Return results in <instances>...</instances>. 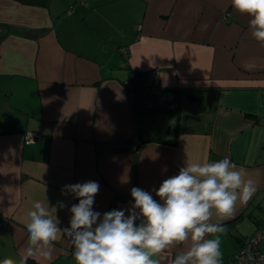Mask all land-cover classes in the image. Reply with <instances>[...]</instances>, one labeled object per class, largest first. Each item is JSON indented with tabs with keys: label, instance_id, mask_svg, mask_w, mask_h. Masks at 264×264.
Here are the masks:
<instances>
[{
	"label": "crops",
	"instance_id": "obj_1",
	"mask_svg": "<svg viewBox=\"0 0 264 264\" xmlns=\"http://www.w3.org/2000/svg\"><path fill=\"white\" fill-rule=\"evenodd\" d=\"M249 19L231 0H0V261L19 264L36 201L70 227L64 185L98 182L103 214L130 208L132 187L159 201L184 162L228 156L258 187L219 234L225 263L264 222V47ZM161 90L181 108L170 141ZM73 250L61 235L50 262H32L75 264Z\"/></svg>",
	"mask_w": 264,
	"mask_h": 264
},
{
	"label": "clouds",
	"instance_id": "obj_2",
	"mask_svg": "<svg viewBox=\"0 0 264 264\" xmlns=\"http://www.w3.org/2000/svg\"><path fill=\"white\" fill-rule=\"evenodd\" d=\"M231 5L250 17L252 37L264 47V0H231ZM243 66L249 71L255 68ZM257 187L248 170L228 156L215 162H184L177 174L152 190L159 201L151 191L132 187L130 208L103 214L93 210L98 182L67 184L61 194L78 199L69 209L70 227H59L49 204L34 202L24 224L27 243L19 264L30 259L50 262L61 235L73 246L75 264H161L167 259L162 253L181 244H187V250L179 252L172 264H221L219 234L226 232L224 223L233 218L238 203H248ZM58 206L66 207L64 202ZM0 264L13 261L4 259Z\"/></svg>",
	"mask_w": 264,
	"mask_h": 264
},
{
	"label": "built area",
	"instance_id": "obj_3",
	"mask_svg": "<svg viewBox=\"0 0 264 264\" xmlns=\"http://www.w3.org/2000/svg\"><path fill=\"white\" fill-rule=\"evenodd\" d=\"M153 75L158 76L157 70H153ZM135 83V82H134ZM128 86H133L130 80ZM133 89V87H131ZM151 106V103L148 104ZM29 142H33L36 137V132L27 131L25 133ZM264 238V222L260 224L257 230L243 240L242 246L223 264H264V251L260 249L259 243Z\"/></svg>",
	"mask_w": 264,
	"mask_h": 264
},
{
	"label": "water",
	"instance_id": "obj_4",
	"mask_svg": "<svg viewBox=\"0 0 264 264\" xmlns=\"http://www.w3.org/2000/svg\"><path fill=\"white\" fill-rule=\"evenodd\" d=\"M174 96H175V94L172 91H167V92L161 94V100H163L164 102H170L171 103V104L167 105V107L169 109L173 108L175 106V103L173 102ZM150 97L152 98V94H150ZM187 98L191 102H196V101L200 100V96L193 94V93H188ZM156 99L157 100H155V104H158V97H156ZM201 99H202V97H201ZM205 107L206 106L204 104H202V102H200V103L198 102V104H197L198 113L204 112ZM175 123H176V116L171 115L166 128L164 129V131L161 134L162 139H164L165 141H170L173 138Z\"/></svg>",
	"mask_w": 264,
	"mask_h": 264
},
{
	"label": "trees",
	"instance_id": "obj_5",
	"mask_svg": "<svg viewBox=\"0 0 264 264\" xmlns=\"http://www.w3.org/2000/svg\"><path fill=\"white\" fill-rule=\"evenodd\" d=\"M137 86V85H136ZM161 92H165L164 90H161ZM154 94V93H153ZM180 110H181V108H180V104L179 103H177V104H175V106L173 107V108H170L169 109V111L173 114V115H177V116H179V114H180ZM28 264H33V262H32V260L30 259L29 261H28Z\"/></svg>",
	"mask_w": 264,
	"mask_h": 264
},
{
	"label": "rangeland",
	"instance_id": "obj_6",
	"mask_svg": "<svg viewBox=\"0 0 264 264\" xmlns=\"http://www.w3.org/2000/svg\"><path fill=\"white\" fill-rule=\"evenodd\" d=\"M200 99H201V98H200ZM201 100H203V99H201ZM193 103H195V110H196V112H198V109H197L198 101L193 102ZM260 244H261V245H260V249L264 251V240H262Z\"/></svg>",
	"mask_w": 264,
	"mask_h": 264
}]
</instances>
